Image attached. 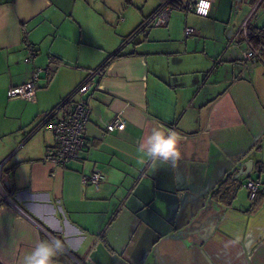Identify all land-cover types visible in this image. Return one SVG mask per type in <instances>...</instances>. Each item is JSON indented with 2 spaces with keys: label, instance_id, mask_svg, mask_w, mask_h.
<instances>
[{
  "label": "crops",
  "instance_id": "obj_1",
  "mask_svg": "<svg viewBox=\"0 0 264 264\" xmlns=\"http://www.w3.org/2000/svg\"><path fill=\"white\" fill-rule=\"evenodd\" d=\"M161 2L0 0L1 263L60 239L58 264H264V197L245 186L258 179L264 192V63L241 62L231 20L252 0H210L207 16L174 9L133 33ZM105 61L79 157L54 168L43 160L55 144L47 120L67 116ZM35 66L52 73H40L34 100L8 96ZM161 127L178 134L181 157L152 168L137 149ZM248 160L251 173L234 178ZM94 168L98 187L81 181ZM222 181L233 195L211 194Z\"/></svg>",
  "mask_w": 264,
  "mask_h": 264
},
{
  "label": "built area",
  "instance_id": "obj_2",
  "mask_svg": "<svg viewBox=\"0 0 264 264\" xmlns=\"http://www.w3.org/2000/svg\"><path fill=\"white\" fill-rule=\"evenodd\" d=\"M252 8L249 15L256 13L260 8H264V0H252ZM211 2L210 0H187L182 3L179 0H162L160 7L154 13L153 17L149 20V23L153 26L164 25L168 22L169 16L174 9H184L193 11L199 16H207L209 13ZM247 26L248 22L245 19L240 26L237 33L232 37V40L238 37H242L244 47L240 51V60L242 63H253L257 59L264 63V41L261 42L258 48L252 47L247 40ZM194 28L186 26L184 34L186 36L192 35ZM237 36V37H236ZM35 56L34 51H30L25 58L26 61H32ZM46 72L52 73V69L49 67L35 66L29 79L17 86L10 87L7 90V95L10 97L19 96L25 99L35 98L36 82L39 79L40 73ZM103 74L101 67L91 69L88 71L86 78L76 87L71 101L70 111L63 119L53 120L49 118L47 120L48 127L51 129L55 137V144L52 148L48 149L43 156L44 161H48L55 168L68 163L70 160L77 159L85 144V127L89 121L91 108L88 104L87 92L93 86L94 78L100 77ZM118 125V117H114L107 123L105 129L107 131L113 130ZM169 130L174 131L173 127ZM54 174V171H51ZM103 178V173L97 168L92 169L87 174L81 175L82 183H91L95 187H98ZM249 194L254 196L260 188V181L258 179H249L246 181ZM0 195L7 197L5 191L0 186ZM86 262V259L84 260ZM95 264V263H89Z\"/></svg>",
  "mask_w": 264,
  "mask_h": 264
},
{
  "label": "clouds",
  "instance_id": "obj_3",
  "mask_svg": "<svg viewBox=\"0 0 264 264\" xmlns=\"http://www.w3.org/2000/svg\"><path fill=\"white\" fill-rule=\"evenodd\" d=\"M180 137L171 130L153 128L151 133L143 138L138 145V152L145 154L150 167L158 164L175 166L181 157L179 147ZM65 251L64 243L60 239L38 240L30 251L19 260V264H58V257Z\"/></svg>",
  "mask_w": 264,
  "mask_h": 264
},
{
  "label": "trees",
  "instance_id": "obj_4",
  "mask_svg": "<svg viewBox=\"0 0 264 264\" xmlns=\"http://www.w3.org/2000/svg\"><path fill=\"white\" fill-rule=\"evenodd\" d=\"M154 15V14H153ZM153 15H151L150 17L145 18L133 31V33L138 30L139 28H141L143 25L145 24H150L149 20L153 17ZM132 34V33H131ZM130 36V35H129ZM127 36V38L129 37ZM241 40L242 37H241ZM247 40L249 42V44L254 47V48H258L261 44L262 41H264V25L262 26H254V25H248L247 26ZM121 56V54H119V52H115L113 53L108 61L112 58H116ZM108 61H105L103 63V65H101L100 67L102 68V70H104L105 65L107 64ZM72 97H69L67 102H71ZM226 182L222 181L221 183L217 184L214 189L211 190V194L212 195H225V194H229L231 193V195H233L234 191H230V189H227L224 187V184ZM264 197V192H262V190H260V188L258 189V191L256 192V194L254 196H252L254 201H261V198ZM0 264H3L0 262Z\"/></svg>",
  "mask_w": 264,
  "mask_h": 264
},
{
  "label": "rangeland",
  "instance_id": "obj_5",
  "mask_svg": "<svg viewBox=\"0 0 264 264\" xmlns=\"http://www.w3.org/2000/svg\"><path fill=\"white\" fill-rule=\"evenodd\" d=\"M252 5H253L252 2H249V3L243 2L240 9H237V8L233 9V11L231 12V16H232L231 20L233 22V25L236 27L235 28L236 30L233 33H237V31L239 30L240 26L242 25L245 19L247 20L248 25H254V26L264 25V8H260L256 13L249 15V13L251 12ZM224 14L225 16L227 15L228 17V15L230 14L229 7L225 8L224 6ZM112 41H113V38H112ZM241 177L242 176H240V178Z\"/></svg>",
  "mask_w": 264,
  "mask_h": 264
},
{
  "label": "water",
  "instance_id": "obj_6",
  "mask_svg": "<svg viewBox=\"0 0 264 264\" xmlns=\"http://www.w3.org/2000/svg\"><path fill=\"white\" fill-rule=\"evenodd\" d=\"M194 2L196 0H193ZM253 168V161L252 160H248L246 162H244L240 168L237 170V172L234 175V178H238L240 176H244V175H248L251 173Z\"/></svg>",
  "mask_w": 264,
  "mask_h": 264
}]
</instances>
